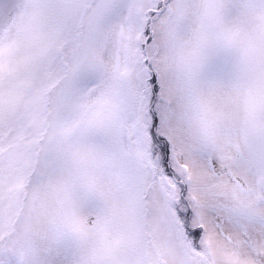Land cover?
<instances>
[{"label": "snow or ice", "instance_id": "obj_1", "mask_svg": "<svg viewBox=\"0 0 264 264\" xmlns=\"http://www.w3.org/2000/svg\"><path fill=\"white\" fill-rule=\"evenodd\" d=\"M0 264H264V0H0Z\"/></svg>", "mask_w": 264, "mask_h": 264}]
</instances>
